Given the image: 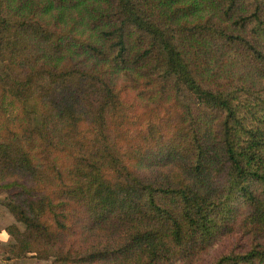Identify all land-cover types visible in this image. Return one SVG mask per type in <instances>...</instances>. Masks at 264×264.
I'll return each instance as SVG.
<instances>
[{
	"label": "trees",
	"instance_id": "1",
	"mask_svg": "<svg viewBox=\"0 0 264 264\" xmlns=\"http://www.w3.org/2000/svg\"><path fill=\"white\" fill-rule=\"evenodd\" d=\"M0 62L17 256L264 264V0H0Z\"/></svg>",
	"mask_w": 264,
	"mask_h": 264
},
{
	"label": "rangeland",
	"instance_id": "2",
	"mask_svg": "<svg viewBox=\"0 0 264 264\" xmlns=\"http://www.w3.org/2000/svg\"><path fill=\"white\" fill-rule=\"evenodd\" d=\"M3 70V63L0 62V71ZM127 88V86H124ZM129 89L131 88L129 84ZM20 105L16 106L13 105V112L19 113V115H24L23 108H21ZM140 107V105H139ZM11 113V112H10ZM35 116L34 114L32 115ZM38 118V117H37ZM34 118L33 122L39 123V119ZM164 175L175 178V175L178 172H175L179 168H177L175 165H169L164 167L158 168ZM175 172V173H174ZM16 189H12V191H15ZM9 202V197L4 190V188L0 187V233H3L2 238H9L7 243H2V240L0 239V264H53L54 257L50 258H42L34 255H28L26 256H17L16 253L12 252V246L16 244L15 238L8 234L7 228L16 225L19 227L22 231L25 230L26 225L22 223L21 221L17 220L14 213L11 211L10 207L7 205ZM233 244L231 242L226 241L222 243L216 244L211 250L197 254L192 259L189 260V262H182L181 264H211L214 257H216L217 253L220 252H227L232 250Z\"/></svg>",
	"mask_w": 264,
	"mask_h": 264
},
{
	"label": "crops",
	"instance_id": "3",
	"mask_svg": "<svg viewBox=\"0 0 264 264\" xmlns=\"http://www.w3.org/2000/svg\"><path fill=\"white\" fill-rule=\"evenodd\" d=\"M3 233H0V239L2 240V243H7L9 238H2Z\"/></svg>",
	"mask_w": 264,
	"mask_h": 264
}]
</instances>
